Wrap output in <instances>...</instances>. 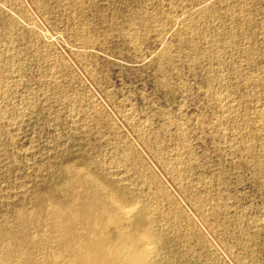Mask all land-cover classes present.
Returning <instances> with one entry per match:
<instances>
[{
    "label": "rangeland",
    "instance_id": "1",
    "mask_svg": "<svg viewBox=\"0 0 264 264\" xmlns=\"http://www.w3.org/2000/svg\"><path fill=\"white\" fill-rule=\"evenodd\" d=\"M202 1L0 0V221L46 184L59 194L78 153L128 185L126 106L220 199L244 260L264 264V0Z\"/></svg>",
    "mask_w": 264,
    "mask_h": 264
},
{
    "label": "bare ground",
    "instance_id": "2",
    "mask_svg": "<svg viewBox=\"0 0 264 264\" xmlns=\"http://www.w3.org/2000/svg\"><path fill=\"white\" fill-rule=\"evenodd\" d=\"M210 1H202L203 9ZM76 55L86 68L85 53ZM117 112L133 135L132 140L118 134V158L130 183L125 185L128 178L118 175L106 177L83 160L77 162L83 156L79 153L61 162L64 182L59 194L46 184L30 209L14 205L12 222L0 221V260L14 264H183V258L189 257L192 264H220L201 223L227 245L237 264H248L228 241L233 234L220 199L197 192V181L179 153L168 154L147 122L126 106ZM235 241L243 244L236 237Z\"/></svg>",
    "mask_w": 264,
    "mask_h": 264
}]
</instances>
